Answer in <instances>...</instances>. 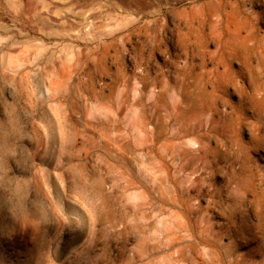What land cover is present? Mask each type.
I'll return each instance as SVG.
<instances>
[{"label":"rangeland","instance_id":"374dc122","mask_svg":"<svg viewBox=\"0 0 264 264\" xmlns=\"http://www.w3.org/2000/svg\"><path fill=\"white\" fill-rule=\"evenodd\" d=\"M263 99L256 0H0V264H67L79 245L90 264H116L99 241L56 252L90 227L67 161L54 177L51 156L91 122L123 125L112 138L139 154L151 218L132 233L154 247L139 264H264V162L248 152L220 175L225 146L203 119L211 110L240 141L258 139Z\"/></svg>","mask_w":264,"mask_h":264},{"label":"crops","instance_id":"0c3cea01","mask_svg":"<svg viewBox=\"0 0 264 264\" xmlns=\"http://www.w3.org/2000/svg\"><path fill=\"white\" fill-rule=\"evenodd\" d=\"M92 73L90 69L89 74ZM103 93L99 90L90 93L91 102H102L105 98ZM72 126L77 131L89 130L84 133L85 141L78 143L75 140L68 147L60 143L57 153L51 156L54 177L56 165L67 161L70 169L68 177L74 182L70 188L71 192L74 191L73 200L77 210L86 213L81 225L90 227L71 236L75 237L74 241L105 243L107 256L114 250L117 252L116 264H139L141 254L149 257L150 250L154 251L149 242L134 238L132 233L135 226L144 227L151 218L145 215L147 210L142 216L139 213V193L134 186L135 178L139 177V154L129 144L126 149L128 152H125L124 146L118 141L119 137L112 138L118 136L123 125H94L91 122L90 125H83L84 128H81L82 125ZM100 136L105 139L100 147L101 153L95 150L98 145L94 140ZM181 221L187 223L186 214Z\"/></svg>","mask_w":264,"mask_h":264},{"label":"clouds","instance_id":"9594fccd","mask_svg":"<svg viewBox=\"0 0 264 264\" xmlns=\"http://www.w3.org/2000/svg\"><path fill=\"white\" fill-rule=\"evenodd\" d=\"M261 4H264V0H256ZM224 117L231 119V113H224ZM204 119V128L206 129L205 134L212 133L216 136L217 143L222 144L223 151L219 152L218 157L221 160L219 174L222 176H230V169L235 164V161L238 160L241 156H246L248 152L254 154L257 159L264 162V137H260L258 139H252L250 137H245L243 141L239 140L240 132L237 130L235 126H223L221 128V121L219 119L213 120V111H209L208 114L203 117ZM253 119L257 121V123L264 127V111L253 113ZM220 137L223 139L221 140ZM213 136L210 135L209 139H212ZM238 142V143H237ZM75 237H66V243L63 248H56V252L63 255V251L70 245V242L74 240ZM60 260V257L58 256ZM81 259L84 260V264H90V261L87 259L84 250L80 247V245L76 248H73L71 253L69 254V258H67V264H80ZM61 261V260H60ZM61 264L63 262L61 261Z\"/></svg>","mask_w":264,"mask_h":264},{"label":"bare ground","instance_id":"6f19581e","mask_svg":"<svg viewBox=\"0 0 264 264\" xmlns=\"http://www.w3.org/2000/svg\"><path fill=\"white\" fill-rule=\"evenodd\" d=\"M242 40V39H241ZM261 84V83H260ZM255 87H257V88H259L258 86H259V82H255ZM264 100V99H263ZM260 102V101H259Z\"/></svg>","mask_w":264,"mask_h":264}]
</instances>
